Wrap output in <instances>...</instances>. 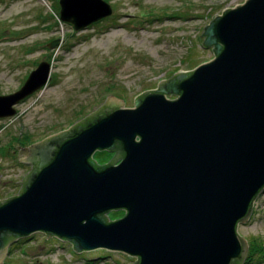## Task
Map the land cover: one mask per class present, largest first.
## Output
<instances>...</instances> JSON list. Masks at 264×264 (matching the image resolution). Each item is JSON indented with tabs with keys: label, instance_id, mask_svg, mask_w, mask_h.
I'll return each mask as SVG.
<instances>
[{
	"label": "water",
	"instance_id": "obj_1",
	"mask_svg": "<svg viewBox=\"0 0 264 264\" xmlns=\"http://www.w3.org/2000/svg\"><path fill=\"white\" fill-rule=\"evenodd\" d=\"M82 1L96 8L79 16ZM61 7L76 30L112 14L103 0ZM204 34L212 61L160 82L134 108L111 96L68 131L20 151L36 166L18 195L0 200V263L11 242L36 232L77 252L121 251L135 264L244 263L237 227L264 190V0L227 9ZM49 76L44 62L19 91L0 96V119ZM97 151L118 155L97 166ZM119 210L124 217L108 219Z\"/></svg>",
	"mask_w": 264,
	"mask_h": 264
},
{
	"label": "rangeland",
	"instance_id": "obj_2",
	"mask_svg": "<svg viewBox=\"0 0 264 264\" xmlns=\"http://www.w3.org/2000/svg\"><path fill=\"white\" fill-rule=\"evenodd\" d=\"M112 14L76 30L61 19V0H0V95L19 91L40 64L50 65L48 84L0 119V200L18 195L32 170L20 161L26 145L71 129L100 110L109 97L134 108L136 98L157 90L177 73L191 72L215 58L205 47L206 28L227 9L247 0H103ZM77 15L96 8L82 1ZM72 5V2L70 3ZM59 41L51 48L50 43ZM171 100L176 95H167ZM16 147H19L17 149ZM115 151H97L100 166ZM114 157V158H113ZM121 161H119L120 163ZM108 219L125 216L112 211ZM237 233L264 245V190ZM0 264H135L137 258L107 249L76 252L73 244L45 232L11 242ZM248 264V263H247ZM250 264H264V258Z\"/></svg>",
	"mask_w": 264,
	"mask_h": 264
},
{
	"label": "trees",
	"instance_id": "obj_3",
	"mask_svg": "<svg viewBox=\"0 0 264 264\" xmlns=\"http://www.w3.org/2000/svg\"><path fill=\"white\" fill-rule=\"evenodd\" d=\"M108 110V108L106 109ZM102 112L105 113V110H103ZM19 144L21 145H28L30 143V140L27 142V141H18ZM117 145H120L119 142H117ZM124 154V153H123ZM93 160V158H92ZM97 166H100L97 164ZM107 219V218H105ZM108 221V219H107ZM250 250H249V255L247 257V260H246V263L245 264H250V263H253L255 262L256 259H259L261 256H264V245H260L259 243H257L256 241L250 243Z\"/></svg>",
	"mask_w": 264,
	"mask_h": 264
},
{
	"label": "flooded vegetation",
	"instance_id": "obj_4",
	"mask_svg": "<svg viewBox=\"0 0 264 264\" xmlns=\"http://www.w3.org/2000/svg\"><path fill=\"white\" fill-rule=\"evenodd\" d=\"M115 152H116V154H115L114 157H116V156L118 155V152H117V151H115ZM114 157H113V158H114ZM119 161H121V159L118 160V163H119ZM112 162H113V161H110V163H107V165L111 164ZM118 163H117V164H118ZM29 165L31 166L32 170L35 169L36 164L30 163Z\"/></svg>",
	"mask_w": 264,
	"mask_h": 264
}]
</instances>
